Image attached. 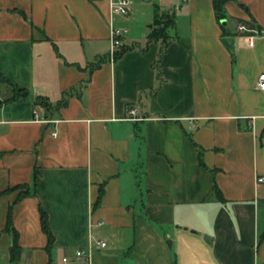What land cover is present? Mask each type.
I'll return each mask as SVG.
<instances>
[{
    "label": "crops",
    "instance_id": "crops-1",
    "mask_svg": "<svg viewBox=\"0 0 264 264\" xmlns=\"http://www.w3.org/2000/svg\"><path fill=\"white\" fill-rule=\"evenodd\" d=\"M155 8L172 17L165 40L132 3L112 17L91 0H0V264L8 217L14 264L76 249L90 264H264V37L249 47L236 31H264V0L224 4L232 53L212 0ZM110 20L124 29L117 57ZM4 81L25 96L4 102Z\"/></svg>",
    "mask_w": 264,
    "mask_h": 264
},
{
    "label": "built area",
    "instance_id": "built-area-1",
    "mask_svg": "<svg viewBox=\"0 0 264 264\" xmlns=\"http://www.w3.org/2000/svg\"><path fill=\"white\" fill-rule=\"evenodd\" d=\"M92 3H106L109 7V11L112 17H124L129 13L132 0H91ZM110 56L114 57L116 51L122 45V39L124 35V29L122 27L115 26L113 20H110ZM236 31L240 37H243L247 41V45L252 47L254 41L258 37H264V31L259 30L256 27H251L246 23H238L236 25ZM257 88L264 91V74L260 75L257 81ZM130 115H134V111L129 112ZM33 119L38 122H45L41 113L37 107H33L32 110ZM55 135V134H53ZM257 183H264V177H257ZM97 246L99 249L105 247V243L98 241ZM49 264H55L50 262ZM58 264H90L89 254L85 249H76L71 254H66L60 257Z\"/></svg>",
    "mask_w": 264,
    "mask_h": 264
},
{
    "label": "trees",
    "instance_id": "trees-1",
    "mask_svg": "<svg viewBox=\"0 0 264 264\" xmlns=\"http://www.w3.org/2000/svg\"><path fill=\"white\" fill-rule=\"evenodd\" d=\"M227 1H229V0H212V7H213L214 15H215L217 22L220 24V26L222 28L224 37H226L227 34L225 32V28H224V25L222 24V22L226 20V14L224 11V4ZM248 25L251 27H254L251 23H249ZM153 26H154V29L149 35V40H159V39L165 40L166 36H167L166 31L173 26L172 17L169 15H166V14L159 13L158 10L155 8L154 13H153ZM117 55L118 54H116L115 56L117 57ZM159 60H160V56H159ZM157 77H159V72L157 73ZM4 83L9 85L10 87H12L13 92H14L13 96L10 99L5 100L4 102H9L16 97L25 96V92L23 90L13 88V85L8 81H4ZM38 104L41 105L44 109L48 108V105L44 102H39ZM0 105H1V103H0ZM197 151H198L199 163L202 167H204V164L202 161V150L197 148ZM35 178H36V176L34 174L33 185H35V182H36ZM212 191H213L215 197L217 198V200L223 201V197H222L219 189L217 188V186L214 182L213 174H212ZM101 196H102V190H100V192H99V195L97 197L95 205H98V203L101 199ZM10 223H11L10 217H8L7 230H12V232H13V245L10 248L9 255H10L11 264H14L17 262V260L19 258L20 248L17 244V234L12 229ZM40 224H41V229H42L43 233L47 237V247H50L52 245V242H53V236H52L51 232L49 231V228L47 226V217L43 211L40 212Z\"/></svg>",
    "mask_w": 264,
    "mask_h": 264
},
{
    "label": "rangeland",
    "instance_id": "rangeland-1",
    "mask_svg": "<svg viewBox=\"0 0 264 264\" xmlns=\"http://www.w3.org/2000/svg\"><path fill=\"white\" fill-rule=\"evenodd\" d=\"M157 0H152L149 2H144L143 0H132V12L136 17H140V15H150L154 13V5ZM141 18H144L141 16Z\"/></svg>",
    "mask_w": 264,
    "mask_h": 264
},
{
    "label": "water",
    "instance_id": "water-1",
    "mask_svg": "<svg viewBox=\"0 0 264 264\" xmlns=\"http://www.w3.org/2000/svg\"><path fill=\"white\" fill-rule=\"evenodd\" d=\"M144 2H149L150 0H143ZM222 24L225 25V21L222 22ZM222 42L224 44V46L226 47V49L229 51V52H233V39L230 38V37H225L222 39ZM206 239V238H205Z\"/></svg>",
    "mask_w": 264,
    "mask_h": 264
}]
</instances>
